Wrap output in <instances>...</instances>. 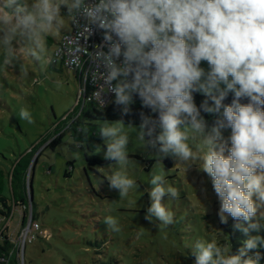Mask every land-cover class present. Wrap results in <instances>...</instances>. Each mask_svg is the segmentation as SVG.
Instances as JSON below:
<instances>
[{
  "label": "clouds",
  "instance_id": "1",
  "mask_svg": "<svg viewBox=\"0 0 264 264\" xmlns=\"http://www.w3.org/2000/svg\"><path fill=\"white\" fill-rule=\"evenodd\" d=\"M67 20L78 29L73 63L79 67L76 58L86 54L97 69L103 67L101 92L113 93L123 114L130 113L136 95L158 113L155 119L141 113L138 128L123 120L97 121L106 144L104 159L116 162L105 176L109 187L118 190L120 200L139 187L129 176L134 131L142 147L155 149L158 157L170 155L186 172L197 165L206 173L220 201L221 222L230 216L247 236L236 254L228 242L197 239L191 246L195 264H260V253H249L264 245V237L250 235L264 227V0H0L3 66L18 64L25 78V61L42 70L57 63L60 50L52 52L48 38L59 36ZM98 30L103 43L88 52L79 41ZM197 92L205 97L199 108L193 96ZM229 92L234 98L225 105ZM201 110L217 116L212 127ZM18 117L34 123L25 107ZM225 129L231 130L226 139ZM81 131L88 133L86 127ZM158 162L161 167L154 165L149 173L151 204L145 219L167 227L174 223V213L162 199H177L180 193L168 184ZM103 222L120 232L112 215Z\"/></svg>",
  "mask_w": 264,
  "mask_h": 264
},
{
  "label": "rangeland",
  "instance_id": "2",
  "mask_svg": "<svg viewBox=\"0 0 264 264\" xmlns=\"http://www.w3.org/2000/svg\"><path fill=\"white\" fill-rule=\"evenodd\" d=\"M62 14H67L66 6H62ZM70 29L71 21L67 20L59 36L48 38L52 52ZM2 61L0 54V168L12 170L14 163L34 149L30 174L39 155L32 171V188L40 230L33 229L25 243L22 208L13 207L9 219L0 216V240L2 234L12 238L20 250V264H195L191 246L197 239L230 243L226 231L229 224L220 220V201L210 177L197 165L186 172L184 165L170 155L158 157L155 149L143 148L134 131L128 146L133 160L129 176L139 187L131 190L125 200L119 199L118 190L111 189L105 177L116 162L91 169L85 150L69 146L74 143L69 133L56 149L46 148L56 134L55 127L78 105L80 89L74 73L60 64L56 69L48 66L42 70L25 61L29 72L21 78L18 64L5 67ZM21 107L31 112L34 123L19 119ZM230 131L222 130V136L226 139ZM98 151L96 154L104 157L106 147ZM158 158L168 184L180 193L177 199L167 195L162 199L174 213V223L167 227L145 219L151 204L146 191L152 187L149 173L154 165L161 167ZM3 193L12 198L10 179ZM31 205L30 198L29 218ZM107 215L117 219L119 233L104 224ZM227 220L233 219L227 216ZM138 232H142L139 238Z\"/></svg>",
  "mask_w": 264,
  "mask_h": 264
},
{
  "label": "trees",
  "instance_id": "3",
  "mask_svg": "<svg viewBox=\"0 0 264 264\" xmlns=\"http://www.w3.org/2000/svg\"><path fill=\"white\" fill-rule=\"evenodd\" d=\"M49 41L53 42V40L49 39ZM55 52V51H54ZM60 64L61 68L63 67V62L58 61L57 63H53L51 68L56 69V66ZM206 71L208 70V64L206 61H202L201 65ZM194 102L196 106L199 108L202 101L205 97L200 93H193ZM88 97V96H87ZM234 98V94L229 92L228 96L223 101V104L229 105L231 104ZM134 103L130 105V113L123 114L121 111V107L112 103L102 108L95 101H89L83 97L79 98V102L77 107L74 109L72 113H70L63 121V123L56 126V134L54 138L46 145V148L51 147L52 149H56V147L63 143L64 137L66 134H70L74 143L69 146L72 149H76L80 147L85 150V159L87 165L94 169L96 167H103L114 163L115 161L106 160L104 157L98 156L96 152L105 148L106 145L104 140L100 137L97 130V121L108 120V121H116L123 120L124 124L138 126L141 123V113H144L146 116H151L153 119L157 118L158 113H152L151 109L146 108L142 105V101L138 95L134 96ZM247 99H242L241 103H247ZM201 115L207 121L209 127L214 125L217 116L210 115L204 113L201 110ZM86 127L88 129V133L85 135L84 132L81 131L82 128ZM147 138V137H146ZM47 142V141H46ZM35 150L33 149L25 156H22L16 163L13 164L12 170H3L0 168V216L9 219L11 217L13 207H21L22 208V216H21V228H25L28 224L30 218L34 222H37V216L35 213V204L33 201V188H32V171L34 172L35 165L38 161L39 155L35 158L32 170L30 174H28V170L30 168L32 159L34 158ZM70 166L72 163H69ZM67 177L71 176L70 172L66 173ZM11 184L12 190V198L4 195L3 190L6 186L7 181ZM32 200V213L29 218V199ZM237 222L234 220H227L226 225L229 224L228 229L230 235V245L232 254H236L240 247H242V242L247 239V236L240 230L236 229L234 225ZM262 225L264 222L261 221ZM225 226V225H224ZM250 235H260L264 237V227H261L259 232L252 231ZM17 246L12 242V238L8 235L2 234V238L0 240V264H20V260L18 254L20 250L16 248ZM258 251L261 255L260 264H264V245H258V248L252 250L250 255H254V253ZM107 264V263H101Z\"/></svg>",
  "mask_w": 264,
  "mask_h": 264
},
{
  "label": "built area",
  "instance_id": "4",
  "mask_svg": "<svg viewBox=\"0 0 264 264\" xmlns=\"http://www.w3.org/2000/svg\"><path fill=\"white\" fill-rule=\"evenodd\" d=\"M92 2V0H89ZM77 33L78 29L71 22V29L69 32L65 33L59 43L56 46L55 52L60 50V59L59 61L63 62V67L69 71L74 73L76 79L79 83L80 89V97L88 99L89 101H95L100 107L105 108L109 106L114 100L115 96L113 93L108 91L101 92V86L104 84L102 79H98L100 73H102L103 67L101 66L97 69L95 62L90 59V57L86 54L79 55L76 59L79 60L80 66L77 67L74 63V57L72 55L71 49L77 42ZM103 31L98 30L94 31L93 35L85 39L81 37L80 44L85 45L88 49V52H95L96 45L103 43ZM107 51V48L104 49ZM122 61V57L120 63ZM95 79V80H94ZM97 92H100V96ZM88 96V97H87ZM79 97V98H80ZM101 101H103V106H101ZM40 230V226L37 222L32 221L30 218L28 224L23 230L24 232V242L26 243L27 238L30 237V233L32 230ZM34 239V236H31V240Z\"/></svg>",
  "mask_w": 264,
  "mask_h": 264
},
{
  "label": "crops",
  "instance_id": "5",
  "mask_svg": "<svg viewBox=\"0 0 264 264\" xmlns=\"http://www.w3.org/2000/svg\"><path fill=\"white\" fill-rule=\"evenodd\" d=\"M75 78H76V76H75ZM77 80V79H76Z\"/></svg>",
  "mask_w": 264,
  "mask_h": 264
}]
</instances>
